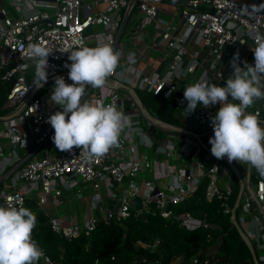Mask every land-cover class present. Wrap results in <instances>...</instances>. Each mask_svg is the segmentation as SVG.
I'll return each mask as SVG.
<instances>
[{
    "label": "built area",
    "instance_id": "2783aa9c",
    "mask_svg": "<svg viewBox=\"0 0 264 264\" xmlns=\"http://www.w3.org/2000/svg\"><path fill=\"white\" fill-rule=\"evenodd\" d=\"M163 4L164 0H11L17 14L11 15L0 0V79L9 88L0 115V206L26 207L27 200L36 197L51 230L69 240L90 236L100 224L126 218L133 209L197 230L211 224L190 211L178 213L176 207L190 201L206 182V200H220L254 250L245 264H264V178L251 165L212 155L206 138L214 134L211 118L219 104L198 105L189 114L184 99L185 87L201 79L225 86L237 52L244 67L248 55L254 54L255 38L264 37V6L259 0H179L178 14L166 20ZM135 8L143 17L129 28ZM122 37L137 40L138 46L127 49ZM36 43L50 52L49 77L41 88L33 83L35 64L29 56V45ZM104 43L120 52L119 65L103 93L86 86L82 102L122 108L131 126L121 133L119 146L89 159L81 148H56L48 120L62 109L50 97L57 76L73 83L65 67L71 62L70 52ZM151 50L173 53L163 75L157 67L145 70L152 66ZM122 84L168 101L176 123L160 119L140 95L139 101ZM261 104L246 112L257 114L264 127V101ZM87 186L94 192L91 215L83 223L67 222L61 214L65 195L82 199ZM43 252L37 264L53 263ZM217 254L190 259L182 255L171 264H212L219 261ZM141 263H148L147 258L134 262Z\"/></svg>",
    "mask_w": 264,
    "mask_h": 264
},
{
    "label": "clouds",
    "instance_id": "9594fccd",
    "mask_svg": "<svg viewBox=\"0 0 264 264\" xmlns=\"http://www.w3.org/2000/svg\"><path fill=\"white\" fill-rule=\"evenodd\" d=\"M252 51L254 66L245 61L241 67L237 52L231 62L233 74L225 86L201 79L185 87L184 99L188 101L189 114L198 105L208 108L220 104L211 118L212 155L217 159L226 156L230 163L251 165L264 177V127L257 114L246 112L255 101L264 99V37L255 38ZM49 54L39 43L29 45V56L35 64L33 83L37 88L48 81ZM120 55L110 43L70 52L71 64L65 67L69 68L68 79L73 83L57 76L50 97V102L62 109L48 120L54 129L52 140L60 151L81 148L83 154L93 159L119 146L121 133L131 126L130 117L115 105L82 102V97L89 85L103 93L107 78L119 65ZM36 223L37 216L26 207L0 206V264H37L44 252L32 237Z\"/></svg>",
    "mask_w": 264,
    "mask_h": 264
},
{
    "label": "trees",
    "instance_id": "16d2710c",
    "mask_svg": "<svg viewBox=\"0 0 264 264\" xmlns=\"http://www.w3.org/2000/svg\"><path fill=\"white\" fill-rule=\"evenodd\" d=\"M261 2L264 5V0ZM8 92L7 85L0 79V115L4 113L2 106ZM150 97L154 99L151 106L159 118L176 123L169 102L160 97ZM213 136L210 134L206 139L209 141ZM205 187L206 182L190 201L177 206L176 211H190L205 218L211 224L209 227L187 230L177 220H166L152 213L137 214L133 209L128 217L113 220L107 225L100 224L90 236L82 235L71 240L53 232L48 216L38 208L36 197L29 198L26 208L37 216L32 237L53 262L41 264H134L136 259L144 258L149 264H171L182 255L190 259L197 254L212 256L214 253H218L220 259L212 264L247 263L252 258L249 245L231 220L230 213L221 207L220 200H206ZM238 187L236 180L235 195ZM137 204L140 206V200ZM157 242L153 249L152 245Z\"/></svg>",
    "mask_w": 264,
    "mask_h": 264
},
{
    "label": "crops",
    "instance_id": "0c3cea01",
    "mask_svg": "<svg viewBox=\"0 0 264 264\" xmlns=\"http://www.w3.org/2000/svg\"><path fill=\"white\" fill-rule=\"evenodd\" d=\"M1 1H2L3 5L5 6V1L4 0H1ZM178 1L179 0H164L162 15H171L170 17H173L177 13L176 4H177ZM241 1L251 2V1H255V0H241ZM259 1L262 4L261 0H259ZM12 13L14 15H17L15 13V10H14V12L12 11ZM176 15H175V17H176ZM147 31L148 32L146 34V41L149 42V41H151V31H152L151 26H149L147 28ZM125 46H126L127 49L134 48L135 46H138V41L137 40H133V43L130 44V45L128 43H125ZM204 50H205V52H207L206 49H204ZM2 51H3V49H2V47H0V54L2 53ZM172 54H173L172 51L167 53V52H162V51H157V50H151L152 57H150V62L152 64V66H147L145 70L146 71H150L153 68L157 67L161 72H163V70L166 68V65H167L168 61L171 60ZM156 55H157V57H156ZM153 56L155 58H153ZM247 62L254 66V64H255L254 54L250 53L248 55ZM262 101H264V99L255 101L254 104L249 109L251 111H254L256 108L261 107L262 106V104H261ZM219 106L221 107L220 104H219ZM235 179L238 180V178H235ZM92 196H93V192H91L90 190L86 189L85 193H84V198H82V199L77 198L78 201L79 200H82V201L84 200L85 204L87 205V209L85 211L84 218H83V220H81L77 216L78 212L76 210V205L74 204V201L76 199L73 196H71L70 194H68V193L65 195V199H66L65 202L68 203L67 201H69V203H70L69 205H70L71 209L68 207V209L63 210L61 212V214L66 218L67 222L81 223V221H85L86 218H88L91 215L92 208H91V205H90V201L92 199Z\"/></svg>",
    "mask_w": 264,
    "mask_h": 264
},
{
    "label": "rangeland",
    "instance_id": "374dc122",
    "mask_svg": "<svg viewBox=\"0 0 264 264\" xmlns=\"http://www.w3.org/2000/svg\"><path fill=\"white\" fill-rule=\"evenodd\" d=\"M4 1H5L6 9L8 10L9 14L14 15V14L12 13V11L14 12V8L10 6V1H11V0H4ZM38 7H39L40 9H43V8H50V7H45V6H42V5H39ZM170 16H171V15H163V17H164L166 20H170V18H171ZM142 17H143V14L140 13L139 10H138L137 8H135V10L133 11L132 16H131V18H130V20H129V22H128V27H129V28L133 27V25L138 21V19H139V18H142ZM171 19H172V18H171ZM121 42H123V43H128V44L130 45V44L133 43V40H132V39L126 40L124 37H122ZM156 57H157V55H156ZM153 58H155V57L153 56ZM66 64H71V62H66ZM138 93H139L140 97H142L141 99H142V101H143V103H144V105H145L146 107H148V108H149V107H153V106H151V105L153 104L154 99H153L152 97H150V96H151L150 94H148V93H146V92H144V91H142V90H138ZM121 94H122V93H121ZM239 167H240V166H239ZM86 189H88V190H90L91 192H93V190H92L89 186L85 187V190H86ZM93 193H94V192H93ZM80 201H81V202H80ZM67 202H68V203H65V205L61 207V211H63L64 209H68V207L71 209V207H70V205H69V204H70L69 201H67ZM74 204L76 205V210H77V212H78V214H77L78 218L81 219V220H83V218H84V214H85V211H86V209H87V205L85 204L84 200H83V201H82V200H79V201H78V199H76V200L74 201ZM74 207H75V206H74ZM81 223H83V221H81Z\"/></svg>",
    "mask_w": 264,
    "mask_h": 264
},
{
    "label": "water",
    "instance_id": "95a60500",
    "mask_svg": "<svg viewBox=\"0 0 264 264\" xmlns=\"http://www.w3.org/2000/svg\"><path fill=\"white\" fill-rule=\"evenodd\" d=\"M170 64H171V60L168 61L167 65H166V68L163 70V72H162L161 75H163V74L166 72L167 67H168ZM122 87H125V88L129 89V90H130V91L136 96V98L140 101L139 94L137 93V91H136L135 89H133V88H131V87H129V86H126V85H124V84H122ZM223 159L226 160V161H228V159H227L226 156H225ZM236 226H237V228L241 231L239 225L236 224ZM241 233L243 234L242 231H241ZM243 236H244L245 239H247L246 236H245L244 234H243ZM248 243H249V242H248ZM249 246H250V249H251L252 253L254 254V250H253V248H252V246H251L250 243H249Z\"/></svg>",
    "mask_w": 264,
    "mask_h": 264
}]
</instances>
